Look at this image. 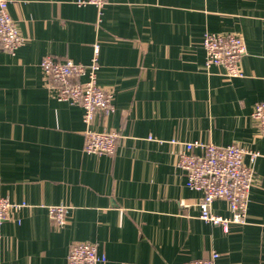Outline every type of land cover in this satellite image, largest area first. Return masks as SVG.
I'll return each instance as SVG.
<instances>
[{
    "label": "crops",
    "instance_id": "0c3cea01",
    "mask_svg": "<svg viewBox=\"0 0 264 264\" xmlns=\"http://www.w3.org/2000/svg\"><path fill=\"white\" fill-rule=\"evenodd\" d=\"M27 42L0 49V198L25 203L2 225L0 264H68L70 248L95 243L98 264H182L219 253L217 264H264V0H10ZM206 32L246 41L242 76L205 67ZM114 111L93 128L118 130L114 153L84 150L83 108L59 101L40 62L50 54L89 64ZM151 137V138H150ZM181 141L237 143L258 153L246 222L225 232L200 218L202 194L177 167ZM184 199L186 206H182ZM48 205L65 206L56 225ZM212 211L229 216L218 198Z\"/></svg>",
    "mask_w": 264,
    "mask_h": 264
},
{
    "label": "built area",
    "instance_id": "2783aa9c",
    "mask_svg": "<svg viewBox=\"0 0 264 264\" xmlns=\"http://www.w3.org/2000/svg\"><path fill=\"white\" fill-rule=\"evenodd\" d=\"M107 0H78L80 5H93L101 12ZM10 0H0V49L8 53L15 51L27 42L17 21L9 11ZM202 45L205 51V67L213 65L224 69L228 77L242 76L240 67L242 56L246 53V41L241 35L206 32ZM100 46L94 45V55L89 64L76 62L71 58L56 59L47 54L40 67L45 75L49 90L59 101H67L83 108L85 123L84 150L87 153L112 154L121 134L118 130L99 131L93 128L97 110L106 114L113 112V94L98 84ZM252 117L259 122L264 133V101L255 104ZM151 138V137H150ZM169 142L179 145L177 167L187 179V186L202 194L198 203L200 218L206 222L220 225L225 232L231 224L246 222L249 191L255 179L254 169L244 161L246 155L254 159L258 153L247 150L242 145L232 143L217 145L211 142L181 141L173 138ZM225 199L230 215L223 216L212 211L213 202ZM182 206H186L182 199ZM25 203H13L6 197L0 198V240L2 225L8 219L12 209H19ZM49 217L58 226L65 223V206L48 205ZM219 253L215 250L206 258L194 259L182 264H217ZM68 264H98L106 261L105 255L98 251L95 243L79 242L68 252Z\"/></svg>",
    "mask_w": 264,
    "mask_h": 264
}]
</instances>
